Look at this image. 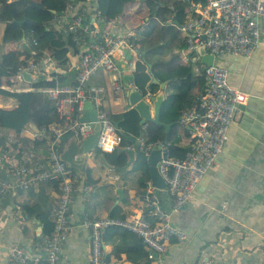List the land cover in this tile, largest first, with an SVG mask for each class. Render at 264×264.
<instances>
[{"label": "crops", "instance_id": "crops-1", "mask_svg": "<svg viewBox=\"0 0 264 264\" xmlns=\"http://www.w3.org/2000/svg\"><path fill=\"white\" fill-rule=\"evenodd\" d=\"M91 1V6L88 7L96 9L97 0ZM194 1L196 0L189 4ZM173 8L170 0H158L154 11H151L145 0H133L127 2L122 12L108 22L98 21L95 12L89 13L88 16L89 20L95 19V27H107L117 34L125 32L128 27H133L136 33L141 20L150 22L152 18L162 25H175L174 28L177 27L179 35L183 37L180 31L181 22L175 18ZM4 25L0 22V55L2 52L15 51L25 57L27 51L23 40H2ZM89 26L92 27L90 24ZM180 41L175 38L172 48L167 46L161 50V57L168 59L172 52H176L178 63L190 64L193 77V80L187 83L190 90L187 89V95L190 97L191 92L199 91L201 83L197 80L199 74L195 69L196 64L189 59L184 61L190 53L178 46ZM76 52L70 47L65 65H59L53 59L49 61L52 69H46L47 73L41 69L36 79L30 75H21V80L15 85L18 87L16 90L32 89V82L37 79L56 81L57 78L52 76L54 72H75ZM199 54L201 57V52ZM135 59L136 54L129 46L115 55L119 66L117 75L127 85L125 96L120 100L114 99L111 93L112 77L109 73L98 70L91 79L93 84L104 87L102 102L110 112H121L131 106L128 93L134 88L130 82L133 81ZM213 62L226 66L230 83L248 92L249 96L246 103L238 106L235 111L229 125L228 139L216 163L198 181L187 205L170 215L172 223L183 229L186 237L167 241L165 250L154 253L155 257L151 259L148 258V248L145 244L142 246L147 248V256H140L143 250L138 249V242L141 241L136 234L123 227L107 229L103 233L102 260L92 263L90 236L82 225V220L86 216L109 215L117 204L125 215L139 212L144 207L145 180L140 181L141 170L131 169L130 165L126 167V171L106 166L100 158L101 154L96 153V147L87 153H83L80 148L75 159L80 162L81 167H76L73 175L77 187L69 211V228L60 252L62 260L68 264H192L209 257L213 261L212 264H264V19L261 44L251 55H224L214 57ZM164 87H161L160 82L157 92ZM143 96L147 98L148 94ZM16 105V99L0 94V107ZM29 128L32 132L27 129L20 133V140L11 142L12 144L15 141L12 145L15 155L28 148L24 143L33 145L35 129L31 124ZM0 129L4 134H12L7 128ZM177 131L181 136L185 133L181 128ZM69 135L73 134H65L62 143ZM11 139L5 137L4 145L10 143ZM81 141L77 142L81 144ZM38 150H41L40 145ZM41 185L47 198L45 195L41 197L52 206L55 205L57 187L45 182L35 186L33 190H38ZM84 186H88V189L84 190ZM31 191L18 190L0 196V241L5 246L19 244L31 248L35 238L40 240L41 225L36 217H26L24 223L18 220L21 205L36 196L35 192ZM160 198L162 206L170 209V196ZM51 210L52 208L48 212L49 217ZM37 243L38 248H43L39 241ZM2 253L5 255V249ZM34 264H46L45 251Z\"/></svg>", "mask_w": 264, "mask_h": 264}, {"label": "built area", "instance_id": "built-area-1", "mask_svg": "<svg viewBox=\"0 0 264 264\" xmlns=\"http://www.w3.org/2000/svg\"><path fill=\"white\" fill-rule=\"evenodd\" d=\"M76 11L74 5H68L65 11L55 17V23L63 31L72 33L78 47L75 82L39 88L48 98L57 100L55 105L58 120L42 129L37 128L33 133L34 137L42 141L45 160L39 159L33 147L22 150V153H26L17 157L10 149L13 139L5 144L6 147L0 144V169L5 174V177L0 176L1 195L18 189L28 190L50 179L61 180L57 202L51 210L53 229L51 234L44 238L48 253L47 264H68L62 260L60 252L69 228L68 211L75 183L67 172V163L59 156L63 136L71 133L80 142L93 131L94 122L80 119L84 102L89 99L100 123L96 147L103 151H112L121 146L123 135L104 109L102 102L104 87L91 83V79L99 68L103 69L112 77L111 93L114 99H122L127 85L117 75L119 66L115 55L126 46L135 54L138 53L137 46L130 39L135 33L133 27H128L125 32L117 34L107 27H95L93 25L95 19L90 27L89 20L87 23L84 22L89 17H84ZM95 13L99 21L100 14L97 10ZM263 19L264 0H196L190 5L180 24V31L186 42L185 52L190 53L184 61L189 59L196 64L201 89L195 101L182 109L178 118L179 123L186 129L181 137L188 144V148L182 156H175L171 153L168 140L146 143L143 137H138L140 145L144 144L146 153L156 145L165 152L161 155L158 169L166 181L171 207L167 209L162 206L160 196L155 193L156 187L148 178L144 183V207L139 212L125 216H86L82 220V225L89 232L92 263H97L101 259L102 232L109 226H124L135 232L147 246L148 258L151 259L155 257L154 252L160 253L165 250L167 241L186 237L185 231L172 223L170 215L187 205L198 181L216 163L228 139V129L235 111L238 106L246 103L249 96L248 92L230 83L226 66L216 62L211 64L202 62L199 50L204 48L214 57L249 56L261 44ZM146 23V20H141L137 29L143 30ZM32 40L36 42L34 38ZM36 53L35 49L31 50V55L34 56ZM33 56L29 57L30 61L22 71H36L52 60L46 51L36 56V60L31 58ZM18 76L21 77V74L18 73ZM130 84L134 86L133 81ZM151 96L152 94L148 93L147 99ZM75 113L77 114L74 115ZM1 135L11 138L10 134H4L2 130ZM130 146L132 145L126 147ZM149 215L154 217L153 221ZM25 219L24 215H19L20 223ZM4 249L5 255L2 253ZM28 258H32V255L25 247L19 244L5 246L0 241V264L24 263ZM212 263V259L208 257L192 264Z\"/></svg>", "mask_w": 264, "mask_h": 264}, {"label": "trees", "instance_id": "trees-1", "mask_svg": "<svg viewBox=\"0 0 264 264\" xmlns=\"http://www.w3.org/2000/svg\"><path fill=\"white\" fill-rule=\"evenodd\" d=\"M32 1H37L41 3L42 6H37L29 0H0V22L5 24L2 33V40L4 42L23 40L24 48L27 51L25 57L15 51H8L6 53L2 52L0 55V83L4 81L7 84H11L13 83V80L19 81L17 78L18 73L22 75L23 68L30 61L29 57L33 56L31 55L32 49L37 51L36 55L31 57L34 60H36V56H40L42 52L46 51L57 64H66L68 61L67 54L70 47L76 51L78 50V47L73 40L72 33L69 31H63L62 28L55 23V17L65 11L68 5H74L77 8L76 13L79 12L84 17H87L89 13H94L97 10L101 17L100 21L103 20L102 22H108L122 12L123 7L127 2L133 0H97L96 9L88 7L91 6V0ZM145 1L151 11H154L158 0ZM170 2L174 6L172 12H174L175 18L179 22H183L186 12L190 8L189 2L186 0H170ZM174 27L175 25H162L157 20L151 18L150 22H147L146 27L143 30H137L135 35L130 38L138 48V53L136 52L135 59L136 64L133 70V85L143 95L151 93L153 96L158 91L159 83H166V87L161 89L164 99L160 107V120L166 123L172 122L169 130L166 131L163 124H158L152 121H142L137 110L132 106L127 107L121 112H110L105 107L104 109L114 125L119 129L120 133L127 132L137 138L143 137L146 143L167 139L170 143L171 153L175 156H182L183 152L188 148V144L182 140L180 133L177 131L178 128H181L182 131L186 132V129L179 123L178 118L181 110L190 106L195 101V97L200 92L201 87L199 91L191 92L189 97V95H187L189 90L187 83L189 84L188 81L193 80L190 64L178 63V55L176 52H172L168 59H163L161 57V50L167 46L172 48L175 38L181 40L178 45L179 47L186 48L185 39L179 35L177 27ZM32 38L36 40L35 43ZM149 64H151L150 67ZM99 70L103 69L99 68ZM76 72V69L75 72L69 71L68 74L54 72L52 73V76L57 78L56 81L58 84H64L62 82L65 81H70V83L73 84L75 82ZM153 77H156L158 82L153 81ZM56 81L54 79H37L32 82L33 88L30 90H8L0 87L1 95L13 97L17 101L16 106L0 107V127L11 130V133L14 134L15 141L18 139L20 140V138H18L22 135L20 133L26 131L30 124H34L38 129H42L45 126H48L49 123L58 120L55 105L57 100L48 98L47 95L39 89L41 86L55 85L57 84ZM76 114L77 113L74 115ZM34 139L35 140L32 141L34 142L33 146L24 143L28 148L26 147L23 150H28L30 147H33V150L36 152L39 159L44 161V151L41 147L42 141L38 140L37 137H34ZM4 141L5 135H1L0 142L6 147ZM14 142L12 144H14ZM132 144V141L126 139L124 136L122 137L120 142L122 147ZM39 145L41 148L40 151L38 150ZM117 147L112 151H103L98 147L95 149L96 153L102 154L106 162L112 165L116 170H118V167L124 165L127 160L126 152L118 150ZM25 153L26 152H20L19 155ZM19 155L16 156L19 157ZM130 166L131 169L141 170L142 174L139 177L140 181L149 178L148 166L144 160L137 159L135 162H132ZM66 169L69 175L73 178L76 167L67 165ZM0 176L5 177V174L1 169ZM45 182L54 184L59 191V185L61 184L60 179H50L43 183ZM43 185H41L36 191L33 190L34 187L29 188L28 190L35 192L36 196L30 201L22 204L20 208L21 214L25 217H36L39 220L41 225L40 240L39 238H35L31 243V248L25 246L26 251L32 255V258L26 259L24 263L15 262L14 264H34L40 260V256L44 251L47 264L48 253L45 247L44 238L49 236L52 232V216L49 217L48 212L51 208L53 209L55 205L53 204L52 206L41 197V195H45L47 198V195L42 191ZM76 187L75 183V189ZM86 187L87 188H84V190L88 189V186ZM75 189L73 190V198ZM9 193L12 192H7L4 195ZM4 195L0 194V196ZM109 215L125 216V213L121 212L120 205L117 204ZM148 217L152 221L154 220L153 216L149 215ZM69 224L70 222L68 220V225ZM117 227L127 229L126 227L119 225L109 226L103 229L102 237L105 230ZM129 231L136 234L131 230ZM138 239L141 241L139 236ZM37 241L41 243L43 248H38ZM63 243L64 241L62 244ZM138 245V249L143 250L142 255L140 256H147V248H143L144 243L141 241V243L138 242ZM34 256L37 258H33Z\"/></svg>", "mask_w": 264, "mask_h": 264}, {"label": "water", "instance_id": "water-1", "mask_svg": "<svg viewBox=\"0 0 264 264\" xmlns=\"http://www.w3.org/2000/svg\"><path fill=\"white\" fill-rule=\"evenodd\" d=\"M29 1L37 6H42L41 3L37 1ZM88 20L89 19H85L84 22L87 23ZM92 21L93 18H90V25H92ZM199 52H201L200 60L202 62H205L207 64H211L213 62L214 55L212 53L205 51L204 48H201ZM22 75L24 77H27L28 75H30V72L22 71ZM153 81L158 82V79L156 77H153ZM164 84V82H161V87H164ZM128 98L130 105L137 110L142 121H152L158 124H163L165 126V130H169L172 125V122L166 123L160 120V107L164 99V95L161 91L151 96L150 99H147L136 87H134L130 89L128 93ZM80 119L82 121L94 122L93 131L85 138H83L81 144L77 142L76 137L74 135H69L67 139L62 143L59 156L60 159L65 161L68 166L81 167L80 162L75 159V156L80 151V148H82L81 151L83 153H87V151L96 147L100 123L97 121L96 110L91 100L87 99L84 102V109L82 111ZM31 125L35 130L37 129L34 124ZM122 134L126 139L133 142V146L117 147L118 150L125 151L127 154V160L125 164L118 167V169L121 171H126V167L130 165L135 159L144 160L148 166L149 178L156 187L155 193L160 197L168 195L166 191V181L164 180L158 169V164L161 155H164L165 152L161 151L159 145H156L155 147H152L148 153H146L144 144L140 145L141 141L138 138L127 132H123ZM165 141H167V139H165ZM100 158L106 166L113 168L112 165L106 162L102 154L100 155ZM119 192H121V189L119 190ZM154 253L156 254V252Z\"/></svg>", "mask_w": 264, "mask_h": 264}, {"label": "rangeland", "instance_id": "rangeland-1", "mask_svg": "<svg viewBox=\"0 0 264 264\" xmlns=\"http://www.w3.org/2000/svg\"><path fill=\"white\" fill-rule=\"evenodd\" d=\"M41 68L43 69V71H44L45 73H47L46 69H48L49 71L52 69L51 66H50L49 64H46L45 66H42ZM41 68L38 69V70H36V71H31V72H30V76H32L33 79H36L37 75H39V73H40V71H41ZM17 78H18L19 80L21 79L20 76H18ZM17 82H18V81H14V80H13V83H11V85H9V84H7L6 82L3 81L2 83H0V87H4V88H6V89L9 88V90H16V88H18V87L15 86V85L17 84ZM0 130H1V129H0ZM2 132H3V131H2ZM10 135H11V138L14 140V134H10ZM10 149H11V152L13 153V147H10ZM13 154H14V153H13ZM14 155H15V154H14Z\"/></svg>", "mask_w": 264, "mask_h": 264}]
</instances>
